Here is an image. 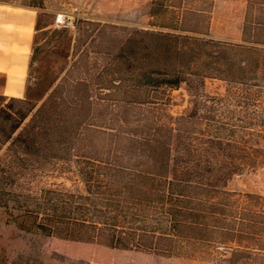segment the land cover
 <instances>
[{
    "label": "trees",
    "instance_id": "16d2710c",
    "mask_svg": "<svg viewBox=\"0 0 264 264\" xmlns=\"http://www.w3.org/2000/svg\"><path fill=\"white\" fill-rule=\"evenodd\" d=\"M24 5L43 8L44 1ZM151 5L152 19L169 7L168 0ZM260 34L264 20L248 17L237 43L78 21L71 63L41 101L28 88L24 98L0 96L5 224L165 256L179 253L183 241L208 237L213 200L228 195L219 185L242 162L257 163L236 153L239 143L230 136L237 128L217 120L214 112L223 98L203 91L205 79L240 83L243 88L229 91L228 101L253 102L252 82L264 86ZM182 84L190 106L173 116L166 90ZM57 162L75 167L84 190L27 192L21 178ZM0 264H7L4 251ZM25 264L40 263L29 257Z\"/></svg>",
    "mask_w": 264,
    "mask_h": 264
},
{
    "label": "rangeland",
    "instance_id": "374dc122",
    "mask_svg": "<svg viewBox=\"0 0 264 264\" xmlns=\"http://www.w3.org/2000/svg\"><path fill=\"white\" fill-rule=\"evenodd\" d=\"M25 1H0V12L9 17L20 13L26 20H34L32 30L20 31L19 35L13 22L0 21V56L12 63L14 54L28 47V58L16 56L20 66L26 67V77L11 74L10 92L5 96L24 98L28 88L36 101L46 96L70 65L76 23L80 20L234 43L242 41L246 17L264 20V0H168V11L153 19L149 17L152 0H43V8L29 7ZM2 82L0 74V87ZM258 82H252L253 102L247 105L228 101L229 91L241 90L242 84L205 79L203 91L223 98L214 112L217 120L237 128L236 135L230 136L239 143L236 153L249 154L257 163L253 166L242 160L239 171L219 185L228 195L213 200L216 209L208 237L183 241L179 253L165 256L18 231L5 224L0 211V251H4L7 264H25L29 257L40 264H264V86L256 85ZM166 95L172 100L169 112L173 116L189 108L191 98L184 84L177 90L167 89ZM71 165L57 162L34 168L21 178V183L33 195L55 188L82 192L77 170ZM13 233L16 236L10 239Z\"/></svg>",
    "mask_w": 264,
    "mask_h": 264
},
{
    "label": "crops",
    "instance_id": "0c3cea01",
    "mask_svg": "<svg viewBox=\"0 0 264 264\" xmlns=\"http://www.w3.org/2000/svg\"><path fill=\"white\" fill-rule=\"evenodd\" d=\"M19 14L18 15H12L9 17V15L7 13L0 12V21H2V22H6V21L13 22L17 26V34L18 35L20 34L19 33L20 31H31L33 28V25H34V20H32V19L26 20L25 15H21V14L19 15ZM27 52H28V47H26L25 49L21 48L16 54H14V56H13L14 60L12 63L9 62L7 59H4L0 56V74L3 76V82H2V85L0 87V96L9 97V96H5V93L10 92L8 78L11 74L16 75V76L18 75L21 77H26V73H27V71L25 70L26 67H25V65L20 66L19 58L16 56H18L20 54L21 56H24V58H28ZM25 80H26V78H25ZM24 84H25V82H24Z\"/></svg>",
    "mask_w": 264,
    "mask_h": 264
},
{
    "label": "built area",
    "instance_id": "2783aa9c",
    "mask_svg": "<svg viewBox=\"0 0 264 264\" xmlns=\"http://www.w3.org/2000/svg\"><path fill=\"white\" fill-rule=\"evenodd\" d=\"M57 22H62V20H60V18H57Z\"/></svg>",
    "mask_w": 264,
    "mask_h": 264
}]
</instances>
